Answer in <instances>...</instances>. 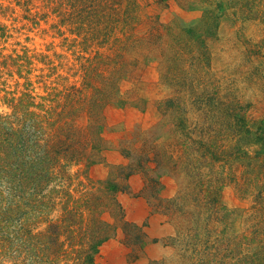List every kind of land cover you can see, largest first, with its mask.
<instances>
[{"label": "trees", "instance_id": "1", "mask_svg": "<svg viewBox=\"0 0 264 264\" xmlns=\"http://www.w3.org/2000/svg\"><path fill=\"white\" fill-rule=\"evenodd\" d=\"M42 1L46 10L41 17L56 19L53 30L64 33V27L85 49L97 50L84 57L80 82L71 83L63 81L58 64L47 54L28 49L0 54L9 75L15 73L18 83L23 79L22 88L9 90L0 78V100L9 108L0 111V264H95L99 246L118 228L125 234L137 228L124 219L115 198L117 182L85 189L87 184L78 179L80 169H71L95 163L105 148L103 107L127 102L120 84L137 63L130 55L139 45L133 30L140 21V4ZM217 7L220 13L208 10L196 25L168 33L160 48L161 78L176 93L160 100L158 109L175 119L183 147L175 165L187 178L185 190L171 203L181 210L191 203L182 212L188 223L180 241L191 252L188 264H264V120L251 125L250 104L231 94H177L180 83L188 80L186 61L193 67L209 63L206 40L216 38L223 14L264 25V0H225ZM245 54L264 63V35ZM77 179L82 188L71 189ZM226 182H239L242 195L252 196L260 221L250 231L231 232L235 212L220 196ZM106 208L115 221L100 216Z\"/></svg>", "mask_w": 264, "mask_h": 264}, {"label": "rangeland", "instance_id": "2", "mask_svg": "<svg viewBox=\"0 0 264 264\" xmlns=\"http://www.w3.org/2000/svg\"><path fill=\"white\" fill-rule=\"evenodd\" d=\"M220 2L225 0H139L140 21L133 30L139 45L130 55L137 63L130 76L120 84L127 102L103 107L101 136L105 148L95 163L88 166L82 163L71 169L72 172L80 169L78 179L87 184L85 189H105L112 186L113 181L117 182L119 189L115 198L123 208L124 219L137 228L129 229L128 234L118 228L113 237L99 246L95 264L190 262L191 252L183 250L180 241L186 235L188 223L182 212L184 208L190 210L191 203L185 202L182 210L171 203L178 192L185 190L187 178L175 165L183 150L179 134L174 131L175 119L169 114L162 115L158 109L160 100L176 93L161 78L160 48L165 46L168 33L177 34L182 28L196 25L208 10L220 13L222 9L217 7ZM45 10L42 0H0V34L6 33L0 36V54L21 53L25 49L30 53L47 54L58 64L63 81L80 82L84 57L97 48L85 49L78 39L74 40L76 35L64 27V33L53 30L51 25L56 19L53 15L41 17ZM34 15L37 19H33ZM151 34L153 37L148 40ZM263 35L264 25L255 21L242 22L232 13L223 14L216 38L207 37L206 40L211 54L209 63L193 67L186 61L183 65L189 72L186 88L184 82L180 83L177 94H213L212 91L221 97L231 94L242 103L250 104L248 120L251 125L259 124L264 120V63H260V57L249 60L245 50ZM0 69L6 89L22 88L23 79L18 83L17 75H9L10 70L3 68L1 63ZM1 88L2 84L0 98L4 94ZM8 110L0 100V111ZM78 179L71 189L82 188ZM227 183L220 196L235 212L230 222L231 232L250 231L251 226L260 221L252 196L242 195L239 182ZM106 199L104 196L103 200ZM143 201L148 213L145 220ZM124 206L142 219L126 215ZM110 211L103 209L100 216L113 222L115 219ZM43 227L44 223L37 230ZM136 234H139L137 240Z\"/></svg>", "mask_w": 264, "mask_h": 264}, {"label": "crops", "instance_id": "3", "mask_svg": "<svg viewBox=\"0 0 264 264\" xmlns=\"http://www.w3.org/2000/svg\"><path fill=\"white\" fill-rule=\"evenodd\" d=\"M143 183H144V180H143ZM124 210H125V214H126V215L131 214L133 217L137 218L138 220H139V219H142L141 217L136 216V215L133 214V213H130L131 211L128 210V208L125 207V206H124ZM147 216H148V213H147V206H146V203L143 201V220L147 219Z\"/></svg>", "mask_w": 264, "mask_h": 264}]
</instances>
